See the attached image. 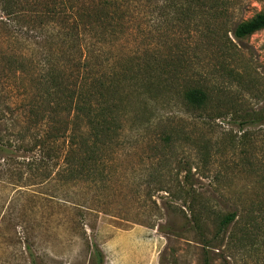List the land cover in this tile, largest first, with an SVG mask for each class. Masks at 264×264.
I'll return each instance as SVG.
<instances>
[{
	"label": "rangeland",
	"instance_id": "374dc122",
	"mask_svg": "<svg viewBox=\"0 0 264 264\" xmlns=\"http://www.w3.org/2000/svg\"><path fill=\"white\" fill-rule=\"evenodd\" d=\"M115 1L101 58L164 90L105 148L53 130L25 36L0 28V264H264V29L233 34L264 0Z\"/></svg>",
	"mask_w": 264,
	"mask_h": 264
},
{
	"label": "trees",
	"instance_id": "16d2710c",
	"mask_svg": "<svg viewBox=\"0 0 264 264\" xmlns=\"http://www.w3.org/2000/svg\"><path fill=\"white\" fill-rule=\"evenodd\" d=\"M115 5V0H0V28L24 35V49L36 60V84L51 99V127L56 133L66 130L70 143L75 142V133L83 135L80 141L87 150L112 146L115 130L122 128L120 118L129 114L133 99L145 101L164 90L159 78L164 72L145 68L141 58L119 70L105 58L109 57L106 53L112 55L113 21L108 19H113ZM47 21L60 28L43 30ZM86 22L94 25L93 31L82 36L78 29ZM260 29H264V13L238 24L233 34L241 38ZM98 51L106 52L105 57ZM7 62L22 68L27 64L25 58H8ZM184 98L196 106L206 103V94L198 87L187 89ZM42 110L45 112L41 107L37 114ZM232 217L226 215L222 223Z\"/></svg>",
	"mask_w": 264,
	"mask_h": 264
}]
</instances>
